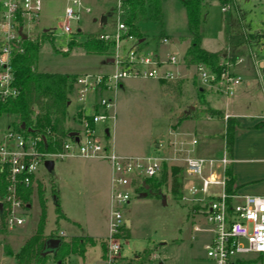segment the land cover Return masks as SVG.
<instances>
[{
  "label": "rangeland",
  "instance_id": "rangeland-1",
  "mask_svg": "<svg viewBox=\"0 0 264 264\" xmlns=\"http://www.w3.org/2000/svg\"><path fill=\"white\" fill-rule=\"evenodd\" d=\"M119 0H41L38 17L28 33L31 37L43 40L40 49L38 69L43 72L60 73H98L112 72L118 65L107 63L105 56L88 54L83 42L88 33H115L119 23L123 22L117 11ZM162 4V20H155L146 15L139 23L144 34V41L128 36L122 38L116 48L120 58H124L132 47L142 54L159 53L163 57L176 54L182 58L190 42L188 18L185 3L182 0H164ZM72 8L79 19L70 21L71 32L64 30L66 10ZM89 9V11H87ZM204 19L201 25L202 46L209 51L219 53L224 58L230 47L233 34H248L254 32L252 45L257 59H264V0H234L233 5H223L220 0H212L203 8ZM106 22L101 23V18ZM80 28V31L77 29ZM47 30V31H46ZM262 30V31H261ZM27 31V30H26ZM261 31L262 33H259ZM168 38L163 41V38ZM76 44L69 49V43ZM108 57V58H112ZM226 60L230 59L226 55ZM251 65V66H250ZM243 66H250L252 84L246 85L247 78L237 86L234 94H224L211 98L212 104L225 109L226 103L234 111L248 114L245 119L264 112V67L256 70L252 67V56L246 53ZM184 73L180 79H172L165 84L156 78H127L124 86L114 91H104L105 97L115 101V118L109 125V140L116 147L117 153L150 156L154 155L155 144L169 136V132L180 123V129H192L190 120L179 122L182 113L186 112L193 102L199 101V82L194 70L181 64ZM175 69V68H174ZM263 79H261V77ZM243 87V90H242ZM246 88V89H244ZM67 106V126L78 127L77 113L85 109L92 112L93 96L89 94L86 101L81 102L74 90ZM99 99L100 96H97ZM236 102L233 104V102ZM233 104V105H232ZM103 111L102 108L99 109ZM202 119L197 128V140L203 141L209 137L202 131L210 130L213 139L207 138V144L212 149V157L231 156L225 151L224 125L220 117ZM12 116H0V131L6 130ZM247 131V132H245ZM236 135V153L248 160L264 153V131L245 130ZM203 133V134H202ZM206 133V132H205ZM171 135V134H170ZM195 136V135H194ZM170 138V137H169ZM199 143V141H198ZM198 146V144H197ZM230 163V162H229ZM226 166V171L230 167ZM259 164H261L259 162ZM250 169L255 161L242 163ZM94 166L100 167V178H97ZM184 173V189L181 199L176 200L170 192L171 180L161 188L162 196L150 194L141 195L130 190L131 200L123 204L121 211L126 219L131 221L129 235L121 239V259L119 262H130L134 258L140 260L141 253L150 248L152 253L143 264H216L208 256L205 249L210 233L205 229L199 206L194 199L203 198L201 193L191 194L189 183L197 178L187 177ZM109 165L98 159L67 157L56 159L53 170L41 167L39 176L33 182V194L29 205L22 209L25 221L22 225L6 224V231L0 232V264H18L14 254L19 251L27 239L35 232L41 207L38 199V184L44 190L47 209V225L45 235H61L70 241L74 235L88 236V233L103 236L109 231L112 209ZM60 198L63 217L56 224V196ZM218 193L215 194L217 196ZM206 197V196H205ZM210 196H207L209 199ZM203 226L195 230V225ZM2 227V226H1ZM108 235L96 239V245H88L86 257L71 253L65 259V264H103L108 253ZM56 238V237H55ZM106 243L103 248L102 242ZM6 246L11 249L7 253ZM156 255L153 257L152 255ZM139 256V257H138ZM54 254L49 253L50 264L55 261ZM86 258V259H85ZM104 260V261H103Z\"/></svg>",
  "mask_w": 264,
  "mask_h": 264
},
{
  "label": "built area",
  "instance_id": "built-area-1",
  "mask_svg": "<svg viewBox=\"0 0 264 264\" xmlns=\"http://www.w3.org/2000/svg\"><path fill=\"white\" fill-rule=\"evenodd\" d=\"M77 1L74 0V3ZM119 1L117 5L122 2ZM40 9L41 0H0V99L15 97L19 92L13 83L12 53L14 48L20 47L22 37L19 31L23 30L28 35L40 15ZM73 19H79V14L69 7L64 24L66 32H71L70 21ZM126 28L123 22L119 23L118 29L122 33ZM122 33H100V38L113 37L116 49ZM167 40L163 38V41ZM116 50L112 58L118 66L114 71L77 76L74 90L81 102L86 101L91 93L94 97L92 112L86 113L85 109L78 111V127L73 128L74 135L64 141L61 150H42L45 139L41 133L26 135L10 124L6 130L0 131V173L7 181L0 203L7 224L12 227L24 223L21 211L28 204L19 195V186H31L37 180L41 167L46 168V161L67 157L104 160L109 162L112 170V211L107 237L108 253L103 264H127L119 262V258L122 256L121 239L128 227L121 208L131 200L129 191H136L138 182L156 176L164 164L179 165L188 177L197 178L188 185L190 193L203 195V198H195L194 204L199 206L207 224L205 229L210 233L205 245L208 256L216 264H264V194H239L228 190L226 166L230 159L226 155L219 159L196 155L197 138L175 131L171 132L167 151L163 154L122 156L115 151L109 140V125L115 118V101L112 97H105L103 92L116 93L127 78L175 79L180 76V66L184 61L176 54H168L166 58L159 53L142 54L136 47L120 58ZM191 67L201 86L215 87L227 95H233L243 81L228 66L220 73L203 63ZM207 196L210 198L207 199ZM50 264L59 263L53 261Z\"/></svg>",
  "mask_w": 264,
  "mask_h": 264
},
{
  "label": "trees",
  "instance_id": "trees-1",
  "mask_svg": "<svg viewBox=\"0 0 264 264\" xmlns=\"http://www.w3.org/2000/svg\"><path fill=\"white\" fill-rule=\"evenodd\" d=\"M117 5V11L126 25V30L122 33L121 38L135 36L143 39L142 32L139 28L140 21L150 15L155 20H162V4L164 0H121ZM185 3L190 42L183 56L187 67L194 64L203 63L213 71L220 73L227 67L226 62L222 61L219 53L209 51L202 46L201 25L204 19L203 8L212 0H182ZM223 5H233L234 0H220ZM255 35L250 33L233 34L230 38L229 60H235L241 52L235 49L241 43L250 41ZM43 40L38 37L28 35L26 39L21 40L20 47L13 50L11 62L14 75V85L18 88V94L13 97L0 99V116L8 114L12 116L10 125L26 135L35 136L38 133L44 134V141L41 149L49 152H56L62 149L64 141L72 137L73 128L67 126V106L70 103V95L75 88V80L79 74L60 73V72H43L38 69V60ZM76 44V40L69 43V49ZM88 54L111 57L114 55L116 42L113 37L108 39L100 38V33H88L83 42ZM160 83L165 84L168 80L161 79ZM203 116L224 117V114L210 106L205 98L204 93L200 91L198 105L189 108L179 118V122L185 118H200ZM240 126L239 120L229 117L226 120V130L223 134L225 148L231 156L234 150L235 130ZM264 122H259L255 127H263ZM176 127V126H175ZM228 176V190L233 192L235 177L230 167L226 171ZM171 180L170 192L174 199L179 200L183 196L184 189V168L179 165L164 164L162 170L154 177L146 178L138 182L136 192L141 195L144 192L149 196L154 194L162 196L161 188ZM7 189V181L4 174L0 173V196ZM38 199L41 212L36 225L35 232L25 241L14 257L18 264H45L48 261L49 253L47 252L46 240L49 238L59 237L61 243L54 250V259L59 264H65V259L71 253H78L85 257L88 245H95L96 240L92 236L79 235L73 237L70 241L65 240L63 236L51 234L45 235L47 223V207L45 203L44 190L41 184H38ZM33 194V184L26 187L23 184L19 186V195L23 201L29 204ZM55 210L58 214L56 224L60 217H63L60 198L57 195L55 201ZM2 226V227H1ZM5 213L0 210V232H5ZM129 235V227L125 228V236ZM101 246L104 248L106 243L103 241ZM7 253L11 254V249L6 246ZM152 253L150 248L141 253V258H134L127 264H143L147 261ZM139 257V256H138Z\"/></svg>",
  "mask_w": 264,
  "mask_h": 264
},
{
  "label": "crops",
  "instance_id": "crops-1",
  "mask_svg": "<svg viewBox=\"0 0 264 264\" xmlns=\"http://www.w3.org/2000/svg\"><path fill=\"white\" fill-rule=\"evenodd\" d=\"M101 23H105V22H101ZM261 31H258V32L262 33ZM251 33H254V32H251ZM249 34L250 33L244 34V35L248 36ZM139 41H140V39L138 40V42ZM143 41H144V38L142 39V42ZM263 43L264 42L261 41L259 43V45H256V46H260ZM252 45H255V43L251 39L250 41H246L244 43H241L239 46H237L235 51L236 52H241V54L235 60L231 61L229 59L226 60V58H225L226 55L229 56V54H230V47L228 48V50H227L228 52H227V54H225L224 58L221 57L222 61L227 63L228 68L231 69V71H233L237 75L241 76L242 80L244 78H247L246 85H251L252 82H253L252 78H251L253 76H252V74H249V73H251V69L249 68L251 65L250 66H245V67L243 66V63H244L245 57H246V53L249 51V54L252 56V67H254L255 70H256V68L259 69V68L264 67V59H257L258 56L254 53V51H253V49L251 47ZM187 47H188V45H187ZM187 47H186V49H187ZM205 49H207V48H205ZM166 57H164V58H166ZM107 59L108 58H106V61H107ZM107 63H112V62H108L107 61ZM98 73H109V72L104 71V72H98ZM183 75H184V73L180 69V76L175 78V79H180L181 77H183ZM261 79H263V78L261 77ZM168 81H170V80H168ZM243 81H242V83H243ZM123 86H124V83L122 82L120 84V88H122ZM199 89H200V91L202 93H204L205 98L209 102L210 106L220 110L224 114L225 118L220 117V119L222 120V123L224 125V132L226 130V120L229 117H231V118L234 117L237 120H239V122H240V126L237 127L236 130H235V139H236V135L238 133L244 132L245 130H256V131H259V132H263L264 131V126L263 127H255V125L257 123L264 122V112H261L258 115H255V116L251 117L253 120L250 122V121L246 120L245 117L248 114H251V113L247 112L248 113L247 114V113H242L241 111H234L232 109V107L228 105V103H226V107H225L224 110L220 109L218 107H215L212 104V101H211L212 97H215V96L220 95V94H224L226 96H231V95H227V94L223 93L222 91L216 89L215 87H204V86L199 85ZM244 89H246V88H244ZM242 90H243V87H242ZM234 103H236V102L234 101L233 104ZM197 105H198L197 102H193V104L189 105V107L190 108H194ZM182 115H183V113H182ZM213 118L214 117H212V116H203V117H200V118L189 117V118L185 119V120H190L191 121L192 129H190V130L183 129L182 130V129L179 128L180 127V123L177 124L176 127L172 128L170 130L169 136H166L163 140H161V141H159V142H157L155 144V147H157L155 149V152H156L155 154H163V153H165L167 151L166 150V146L168 144V140H169V137L171 136L170 134H171L172 131H175V132H178V133H181V134H185V135H195V137L198 138L197 137V133H198L197 132V128H199L198 125L200 123L198 121H201L202 119H213ZM202 132L204 134H206L207 136H209V137H207L208 139H213L211 136H213L214 133H211L210 130L202 131ZM245 132H247V131H245ZM222 136H223V134H222ZM207 138H205L203 141H201V139L199 138V140H198L199 143H198V146L196 147L197 149L195 150V154L199 155V156H203V157L219 159L217 157H212V156H214L213 152H212L213 150L210 149V147L208 146ZM224 142H225V140H224ZM235 144L236 143L234 142V150H233V154L231 155L230 163H229L230 169L232 171V174L235 177V182H236L232 186L233 191L237 192L239 194H264V153H261L260 156L252 157L250 160H248L246 158H243V157L239 156L236 153V145ZM112 145L114 146L113 148L115 149L116 146L113 143H112ZM118 154H120L122 156H132V155H127V154H122V153H118ZM76 158H80V157H76ZM98 160H100V159H98ZM251 160L255 161L256 165H254V167L252 166L250 169H248V168H246V166H242L241 165L242 163H248ZM102 161H104V160H102ZM104 162H106V161H104ZM259 162L261 164H259ZM106 163L109 165V162H106ZM94 168H95V172H96V175H97L96 177L100 178L99 177V176H101L100 175V170H101L100 167L99 166H94ZM109 168H110V178H111L112 170H111V166L110 165H109ZM111 179H110V188H111ZM127 220H129V219H127ZM130 224H131V221H130ZM197 226H199V225H197V224L195 225V227H194L195 230H197L196 229ZM199 227L201 228L203 226H199ZM108 232L109 231H107V234H105L103 236H99V237H106L108 235ZM74 236H79V235H74ZM88 236H92L95 240L96 239L99 240V237L97 235H93V234L88 233ZM96 244L97 243H95V245ZM152 256L154 257V254ZM85 257H86V254H85ZM160 264H164V262H160Z\"/></svg>",
  "mask_w": 264,
  "mask_h": 264
},
{
  "label": "water",
  "instance_id": "water-1",
  "mask_svg": "<svg viewBox=\"0 0 264 264\" xmlns=\"http://www.w3.org/2000/svg\"><path fill=\"white\" fill-rule=\"evenodd\" d=\"M101 22H106V17H102L101 18ZM23 30L19 31L21 37L23 39H26L28 37L27 34H25L24 32H22ZM77 31H80V28L77 29ZM142 42V39H140L139 43ZM108 62H114V59L113 58H108L107 59ZM107 133H109V130L107 129ZM72 135H74V132L71 133ZM46 164V168L51 171L53 170L54 168V160H48L45 162ZM146 195V193L144 194ZM3 208V205L2 203H0V210H2ZM127 225L129 226L130 225V220H127ZM61 239L59 237H56V238H49L46 240V247H47V252L48 253H53L55 249L58 248L59 244L61 243Z\"/></svg>",
  "mask_w": 264,
  "mask_h": 264
}]
</instances>
